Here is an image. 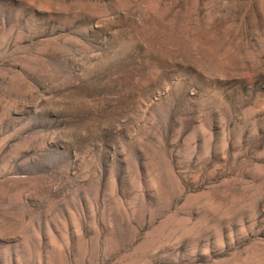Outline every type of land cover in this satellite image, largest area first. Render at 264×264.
<instances>
[{"label":"rangeland","instance_id":"1","mask_svg":"<svg viewBox=\"0 0 264 264\" xmlns=\"http://www.w3.org/2000/svg\"><path fill=\"white\" fill-rule=\"evenodd\" d=\"M0 264H264V0H0Z\"/></svg>","mask_w":264,"mask_h":264}]
</instances>
